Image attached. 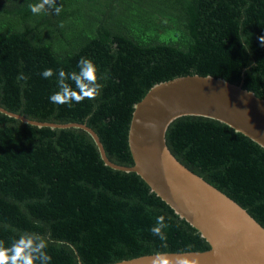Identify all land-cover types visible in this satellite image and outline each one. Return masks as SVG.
Wrapping results in <instances>:
<instances>
[{"label":"trees","instance_id":"trees-1","mask_svg":"<svg viewBox=\"0 0 264 264\" xmlns=\"http://www.w3.org/2000/svg\"><path fill=\"white\" fill-rule=\"evenodd\" d=\"M39 2L0 0V107L41 123L85 124L114 164L133 165V107L158 83L211 76L264 100V0H55L59 15L48 5L33 15L28 5ZM81 57L96 66L100 95L50 103L58 70L78 73ZM46 68L49 79L41 76ZM165 140L178 162L264 228L262 147L195 116L175 119ZM161 215L166 241L150 231ZM20 232L48 241L50 264L210 248L139 176L105 166L85 131L39 128L0 113V241L8 247Z\"/></svg>","mask_w":264,"mask_h":264},{"label":"water","instance_id":"water-1","mask_svg":"<svg viewBox=\"0 0 264 264\" xmlns=\"http://www.w3.org/2000/svg\"><path fill=\"white\" fill-rule=\"evenodd\" d=\"M0 113L39 128L81 129L91 136L105 166L139 176L210 246L203 252L162 253L170 260L181 257L197 264H264V228L235 201L178 162L165 140L175 119L195 116L219 121L264 149V100L241 85L199 75L154 85L133 107L128 129L130 167L112 163L97 134L85 124L41 123L2 107ZM153 256L114 264H151Z\"/></svg>","mask_w":264,"mask_h":264},{"label":"clouds","instance_id":"clouds-1","mask_svg":"<svg viewBox=\"0 0 264 264\" xmlns=\"http://www.w3.org/2000/svg\"><path fill=\"white\" fill-rule=\"evenodd\" d=\"M45 5L54 10V14L59 15L62 6H57L55 0H42V2L29 4L28 9L33 15H38L45 10ZM259 42L264 45V35L260 36ZM76 71L66 73L63 69L58 70V88L59 90L49 96V102L57 105L73 102L80 103L84 99H95L100 95L103 85L98 83L96 75L97 68L94 63L81 57L77 61ZM53 70L46 68L41 72L43 79H49L53 76ZM18 80H27L24 74L17 77ZM71 80L75 83V89L66 81ZM168 225L165 223L163 215L156 217V222L150 231L160 240L166 241L164 229ZM48 241L41 235L34 232H20L11 239L10 246L6 247L4 241H0V264H50L51 257L47 254ZM151 264H197L196 260L178 257L175 261L170 260L162 253H155Z\"/></svg>","mask_w":264,"mask_h":264}]
</instances>
